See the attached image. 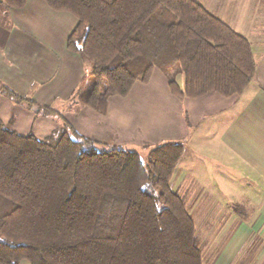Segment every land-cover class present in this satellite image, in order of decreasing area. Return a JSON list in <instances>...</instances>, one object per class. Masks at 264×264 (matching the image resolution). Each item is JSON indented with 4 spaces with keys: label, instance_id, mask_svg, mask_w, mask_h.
Here are the masks:
<instances>
[{
    "label": "trees",
    "instance_id": "16d2710c",
    "mask_svg": "<svg viewBox=\"0 0 264 264\" xmlns=\"http://www.w3.org/2000/svg\"><path fill=\"white\" fill-rule=\"evenodd\" d=\"M44 2L77 19L67 48L91 71L75 95L102 114L155 70L181 99L239 95L256 74L251 41L196 0ZM2 92L64 120L4 84ZM64 121L41 140L0 120V264H203L193 216L171 186L184 143H159L146 162L116 145L98 151Z\"/></svg>",
    "mask_w": 264,
    "mask_h": 264
},
{
    "label": "crops",
    "instance_id": "0c3cea01",
    "mask_svg": "<svg viewBox=\"0 0 264 264\" xmlns=\"http://www.w3.org/2000/svg\"><path fill=\"white\" fill-rule=\"evenodd\" d=\"M214 14L249 40L250 30L255 31L256 43L250 41L257 70L241 94L181 99L155 70L148 83L137 82L126 97L111 96L102 114L81 101L69 102L90 73L67 48L74 28L64 29L63 20L76 25L74 17L54 12L44 0H28L23 8L0 0V120L41 140L66 120L95 143L131 150L183 142L171 186L176 180L173 189L193 216L203 264H264V22L236 24L226 13ZM3 84L44 106L64 101L59 112L64 120L17 103L2 92Z\"/></svg>",
    "mask_w": 264,
    "mask_h": 264
},
{
    "label": "rangeland",
    "instance_id": "374dc122",
    "mask_svg": "<svg viewBox=\"0 0 264 264\" xmlns=\"http://www.w3.org/2000/svg\"><path fill=\"white\" fill-rule=\"evenodd\" d=\"M196 1L201 3L210 12L218 13V14H221L222 16L224 13H226L229 16V18L234 20L232 22H235L236 24H242L248 21L252 23L264 22V0H196ZM3 6H6L4 2H3ZM222 12L224 13L222 14ZM68 14L70 15V17L71 16L74 17L72 14L70 13ZM74 19L75 21H77L75 17ZM63 22H64L63 23L64 29H67L68 27L70 30H72L75 26V25H69L67 20H63ZM251 32L255 33V31L250 30V35H248V37L250 38L251 41L256 43L255 41L256 35L255 34L253 35ZM85 63L87 67H89L88 72H90L91 71L90 65L87 62ZM80 101H81L80 98L77 95H75L74 98L72 97L71 101L69 102L71 103V105H73L74 103L78 104V102L80 104ZM63 105H64V101H62V103L58 105L56 104V107L54 108L56 111L61 113L64 108ZM54 116L59 117L58 114ZM110 146H113V145H110L109 142L94 143L92 145V147L96 148L98 151L108 150ZM123 147H126V146L123 145ZM127 148H130V147H127ZM87 149L90 150L91 147H88ZM133 149H135L141 154L144 161L146 162L148 161L149 147H138L137 149L136 148H133ZM174 183H173V188H176Z\"/></svg>",
    "mask_w": 264,
    "mask_h": 264
}]
</instances>
